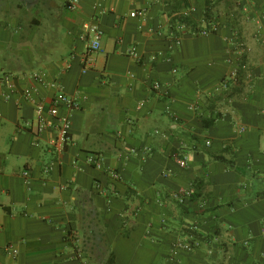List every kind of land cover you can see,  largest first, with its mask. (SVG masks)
<instances>
[{"label":"crops","instance_id":"1","mask_svg":"<svg viewBox=\"0 0 264 264\" xmlns=\"http://www.w3.org/2000/svg\"><path fill=\"white\" fill-rule=\"evenodd\" d=\"M66 1L0 0V264H264V0H236L244 50L226 19L207 35L183 21L197 31L232 0ZM91 19L102 49L83 72ZM53 82L80 104L60 110L73 139L61 153L53 129L25 127V91L49 105Z\"/></svg>","mask_w":264,"mask_h":264},{"label":"built area","instance_id":"2","mask_svg":"<svg viewBox=\"0 0 264 264\" xmlns=\"http://www.w3.org/2000/svg\"><path fill=\"white\" fill-rule=\"evenodd\" d=\"M82 0H67L66 3L68 7L71 10L78 9L80 3ZM97 7V6H96ZM95 7V8H96ZM104 11L100 10L99 13H103ZM144 15L143 11H134L131 13L132 17L136 16H142ZM179 29L185 28V24L181 23V25L178 27ZM220 26H218L216 23L209 21V24L206 26L195 30L196 34L198 35H207L212 32H216ZM176 31H172V44L171 45H180L181 44V37L176 34ZM234 37L233 42H235L237 45L241 47V49H245L247 46L245 42L239 37V32L233 31ZM81 38L86 43L85 51L82 56V67L83 72H86L93 68L96 63V57L97 54L102 49V38H103V30L97 21V19H91L84 21L81 27ZM129 55H131L134 58L139 59V55L137 53L136 47H131L129 50ZM239 68L246 69L247 65L245 63H240ZM238 68L233 69L230 74L227 76V78H224L222 83L224 87L228 86L229 80H235L238 77ZM177 69H174V72H176ZM31 77L40 82L44 83L45 77L43 73L41 72H35L31 75ZM51 86L57 87L58 90L54 94V96L50 100V104L47 105L46 102L42 99H38L36 96V93L32 89H28L24 93V97L33 103L34 105V112L35 117L25 122V127L31 131H33L36 135H40L47 131L48 129H53L56 132V138L53 142V145L55 146V150L59 153L63 152L66 146L73 143V139L71 136V129H72V120L69 114L67 113H60V110L62 107H67L68 109H77L79 108L80 104L78 102V99L65 93L60 85L58 83H52ZM152 87L156 90L162 89L163 85L160 82H155L152 84ZM9 98V96H7ZM209 144V142H208ZM174 160L180 165L181 167H186L188 165V157L185 153V149L181 148L180 150L176 151L173 154ZM111 177L118 179L120 177V173L114 169L109 171ZM23 174L28 177L29 171L28 169H25L23 171ZM97 185L99 183L97 182ZM189 195L190 192L187 190H182L178 192L175 196L180 201L184 200V195ZM72 236H75V233H72ZM179 248H186L188 250L193 249V244H188L184 242H178L176 244ZM5 250L11 254L13 257H16L18 254V249H16L12 245H7ZM79 259H84L81 254L78 255ZM85 264V263H84Z\"/></svg>","mask_w":264,"mask_h":264},{"label":"rangeland","instance_id":"3","mask_svg":"<svg viewBox=\"0 0 264 264\" xmlns=\"http://www.w3.org/2000/svg\"><path fill=\"white\" fill-rule=\"evenodd\" d=\"M231 3L233 4L232 7H228V8L224 6V2H220V3L214 2L213 4H211L208 20L216 23L218 26H221L222 25L221 21L226 19L224 21H228V23L230 22L229 25L231 29L233 31L239 32L240 35L241 26L243 25L241 24V19H242L241 9H239V7L237 6L238 4L236 0H232ZM93 248L94 246H92L91 249L93 250ZM103 250L104 248L99 247V245L95 243L94 251H96V253H99V256H101L100 252H104Z\"/></svg>","mask_w":264,"mask_h":264},{"label":"trees","instance_id":"4","mask_svg":"<svg viewBox=\"0 0 264 264\" xmlns=\"http://www.w3.org/2000/svg\"><path fill=\"white\" fill-rule=\"evenodd\" d=\"M207 3H208V1H207ZM205 15H206L207 18H209V11H208V9L206 10ZM183 21L186 22V23H189L191 25H195L193 27H194V29L195 28L197 29L196 24L192 20H190L188 17H184L183 18ZM215 158L216 159H219V160H222V161H226L222 156H215ZM109 263H111V264L113 263V259L112 258L110 259V262Z\"/></svg>","mask_w":264,"mask_h":264}]
</instances>
